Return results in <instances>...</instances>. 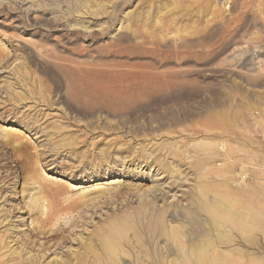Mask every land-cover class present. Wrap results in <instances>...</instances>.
I'll return each instance as SVG.
<instances>
[{
    "label": "rangeland",
    "instance_id": "1",
    "mask_svg": "<svg viewBox=\"0 0 264 264\" xmlns=\"http://www.w3.org/2000/svg\"><path fill=\"white\" fill-rule=\"evenodd\" d=\"M141 76L172 83L129 113L84 112L106 101L81 80ZM0 176L9 249L40 217L64 237L45 263L85 242L101 254L127 214L110 263L163 264L164 237L133 210L155 200L169 220L207 188L237 202L223 264H264V0H0Z\"/></svg>",
    "mask_w": 264,
    "mask_h": 264
},
{
    "label": "bare ground",
    "instance_id": "2",
    "mask_svg": "<svg viewBox=\"0 0 264 264\" xmlns=\"http://www.w3.org/2000/svg\"><path fill=\"white\" fill-rule=\"evenodd\" d=\"M90 10L91 9H87L86 11H90ZM99 10L100 7H97L95 9H92V12L94 14H97ZM167 83H172V82L165 77H159V76L158 77L156 76L113 77L106 79H97L92 81L81 80L80 81L81 92L85 94H95V95L103 94V98L106 101V104H104L103 102L102 103L96 102V100L94 99L96 103H93L92 105L85 107L84 112H88V111L92 112L91 110H102L108 113L122 111L125 114V113H129L130 111H135L136 109L142 107L141 102L135 99V97L143 96V94L150 93L154 89L157 90L161 87V85ZM108 95H110L111 98L108 97ZM122 99L125 103L124 104L122 103L123 107L119 109V107L122 105H118V102ZM150 120L147 121H149L150 123L151 122ZM171 121L172 119L168 120V122ZM149 126L152 127L151 124ZM140 129L144 130L140 126L136 127L133 130L135 132H139ZM131 130L132 129H128L127 134H131L132 132ZM132 153L135 152L132 151ZM139 154H142L141 156H144V151L142 150V152H140ZM176 172L177 171H175V174ZM206 189H201L198 191V193L196 194V200L194 202L195 204L194 205L191 204L192 207L190 206L189 208L187 207V209H184L182 212L183 214H179L181 212L175 214L176 215L175 217L168 215V217H170L169 220L165 219V215L167 214L169 208L171 207L169 208L161 207L160 208L161 210L157 209L154 203L155 200L146 201V199H144L142 200L141 205L136 210H133V214L135 217L133 219H136V217H141V215L146 217L145 224H142L141 226L142 232H145L146 234L153 236V234H155V231L159 230L158 232H156V235H154V240L156 239L159 240L161 239V237H164L166 242V244H164V249L166 250L165 253L166 256H165V260L163 261L164 262L163 264H223L225 254L219 251V245H223L231 242V238H229V236L226 235L225 231H222V229H225L227 227L234 228L235 224H237L239 220L238 219L239 213H237L234 207V205H237V202L230 196L224 194H218L217 192H214L216 194V195L214 194L215 195L214 198L208 199L207 192H209L210 189L209 190ZM97 198L100 199V197ZM34 200H37V198L34 197ZM33 208L30 209L29 211L33 210ZM44 211L45 210L43 209L42 213L38 212L37 214H39L40 216H44ZM146 214H148L149 216ZM48 220H49L48 217L46 218L40 217L38 219L36 227L33 229L34 232L32 231L33 232L32 234L30 235L27 234L28 231L20 234L18 240L19 243L21 244V247L20 248L18 247L19 248L18 250L9 249L10 242H12L10 241L12 233L9 234L7 233L6 230L0 232V264H111L110 263L111 256L108 255V252L111 251L112 247L116 248L117 246V242L115 240V234L116 233H118V235L124 234L123 228L125 227H123L121 221L122 220L125 222L133 221L132 217L126 214L121 220L115 219L111 224L108 225L113 227L116 230L115 232H113L106 226L103 228L105 230L104 232L105 236L102 237V239H100L99 241L100 242L99 247L101 248L100 253L102 255L97 254L95 249L96 247L92 245L91 242L86 243L84 241L85 243L81 247L82 249L81 252L65 253L62 256L55 257L52 261L45 263L44 259L47 256V253L50 252L51 248L54 245L61 246L65 241L64 237L63 238L55 237V239L51 237V235L46 237V234L48 232L46 230L48 226ZM168 221L178 222V226H170L168 225V223H166ZM2 223L3 221L1 219L0 226H2ZM185 223H187L189 226L188 232H186V227L183 225ZM192 225H196V228H194ZM5 229L7 228L5 227ZM52 233L54 234V232ZM184 233H186V236ZM12 236L14 235L12 234ZM40 236H43V238L46 239L47 241L39 242L38 240ZM33 237L34 238L39 237V238L38 240L36 239L34 240ZM225 237L227 239H224ZM138 238L140 239L141 236H138ZM141 240L143 239L141 238ZM51 241L54 242V245L52 247L48 245ZM35 244H38V247L35 250V252H33L34 247L32 246H34ZM170 255H173L176 258L168 260L167 257ZM154 261L156 262L157 260ZM150 264L152 263L150 262Z\"/></svg>",
    "mask_w": 264,
    "mask_h": 264
}]
</instances>
